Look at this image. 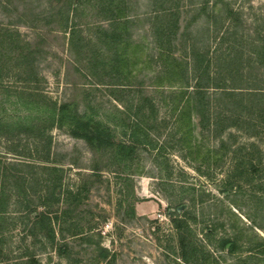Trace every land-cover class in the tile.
<instances>
[{
    "label": "rangeland",
    "instance_id": "rangeland-1",
    "mask_svg": "<svg viewBox=\"0 0 264 264\" xmlns=\"http://www.w3.org/2000/svg\"><path fill=\"white\" fill-rule=\"evenodd\" d=\"M0 1V30L13 31L20 45L25 42L40 45L45 52L38 54L35 60V65L38 66L36 69L39 71V81L36 83L24 85L17 66H7V69L3 70L5 77L0 84V122L7 121V124L15 125L22 121V125L25 126L20 128L19 133L16 131L11 140L0 134V164L2 167L6 162L14 160H25L37 164L45 161L44 158L49 155L51 161L49 166L63 168L64 179L61 190L72 192L71 198L64 203L66 207L68 203L71 207H75V212L71 215H78V217L72 221L83 226L84 231L93 229L90 231L93 235L101 233V238L95 235L94 239L95 241L101 239L102 246L109 250L113 258L112 263L108 261L109 264H235L245 256L240 252L239 247L234 253L215 247L222 237H231L238 232L250 229L249 227L253 224L252 217L259 216L260 218L262 214L264 215V212L252 215L254 211L252 204L256 200L253 202L246 200V204L237 207L231 204L227 197L228 190L225 182L228 176L234 173L235 161L241 157V153L238 157H234L229 151L223 154L220 140L210 133V128H204L199 123L196 115H193L191 147L187 146L186 140L181 137L180 129H178L176 116L179 110L174 111L170 103V94L174 91L180 94L178 91L180 88L171 90L167 86V79L163 73L164 63L161 60L164 57L161 55L162 49L160 50L162 46L152 36L153 30L149 25L150 21L146 18L149 15L136 14L135 7L131 9L137 0H131L129 7L131 15L134 14L132 16L139 15L134 19H140L141 22L136 27H130L131 35L126 33V37L131 36L132 38V44L127 45V49L130 51L136 45L139 46L138 64L136 67L134 64H128L130 69L133 68L132 76H137L132 79L136 87L127 81L126 83H129L131 87L126 86L125 89H121L123 91L116 92V95L127 100L132 99V94L129 93L133 88L146 91L145 94L157 104L158 123L156 125L160 128L161 136L157 137L156 148L139 149L138 157L128 166L113 164L110 151H104L102 163H106V167L100 174L92 170L94 161L99 157L83 139L72 136L67 129L40 124L38 119L32 117L29 120L32 125H36L35 129L31 128V124L24 121L29 111L18 105L16 107L11 105V102L7 101L3 86H6L10 94L25 86L34 90L38 89L47 101L50 98L59 103L66 99H77L79 102L87 99L97 106L101 115L108 111L113 113L115 107L123 108L122 103L114 100L111 88L95 85L93 79L88 80L75 70V64L68 49L69 33L52 29V26H55V22L49 18L51 14H54L52 13L54 8L50 9L49 5V1L52 0H17L18 3L11 4H7L5 0ZM57 2L59 1L54 0V6H57ZM83 2L85 4L87 1L83 0ZM197 2L200 1L175 0L173 3L172 6L181 9L180 15L177 16L180 33L191 15L186 11L198 6ZM210 4L209 9H211ZM232 5L244 12V18L247 23L251 24V27L264 20V0H233ZM140 6L143 12L146 6ZM82 9L90 14L93 10L86 5L82 6ZM70 16L72 17V12ZM204 18H200L192 26L194 32L202 26L201 20ZM102 22V28H107L108 24ZM32 24L36 25L33 27ZM79 30L86 39L85 41L94 34L93 30L84 24ZM177 42V50L174 51L176 58L181 63L185 61L189 65L192 64V51L185 56L187 47H184L182 39H177ZM196 44L202 46L203 42ZM163 45L167 47L166 43ZM206 46L209 48L210 56V40ZM215 46L216 41H213L211 51ZM101 52L105 56L103 48ZM104 56L102 55V59ZM128 59L131 60L132 57L128 56ZM111 62L114 68L112 79L123 83L126 72L122 64L114 66L116 62L112 58ZM104 79L109 80L108 77ZM188 80L192 86L195 84L196 79L193 75L189 74ZM160 84L167 87L160 88ZM191 89L192 87L188 92H192ZM186 96L187 94L184 95V99ZM35 114L38 116V113ZM111 131L118 134L117 136L124 142L130 141L129 130L124 134L122 128L112 126ZM238 135L232 148L244 152L246 149H239V146L255 143L254 149L261 151L263 156L261 166H264V137L254 139L239 133ZM223 136L226 142L231 144L232 140L227 138V134ZM10 149H16L18 150L16 153L22 155L17 156ZM216 157L218 161H215ZM24 169L25 173H29L27 168ZM37 173L41 176L47 175V173ZM256 180H260L259 176ZM243 189L247 199L248 194L258 192L252 186H246ZM36 195L40 198L42 194L37 192L33 196ZM261 197L264 198V196ZM16 201L13 199L11 201V210L14 212ZM184 205L185 207L177 211L178 206ZM131 206L135 208V217L128 213ZM142 206H145L144 210L141 209ZM38 208L35 215L42 210V207ZM175 218L184 221L181 227L174 223ZM19 219H16V227L10 230L4 238L2 256L7 255L10 259L8 264H22L24 261L20 257L21 252L30 247L31 250H36L38 256L36 259L39 264H72V262L78 264L75 259L70 261L55 254L59 247L63 249L68 245V250L82 252L79 256L84 260L90 256V251L87 254L85 250L96 248L94 243L81 244L78 237L70 236H67L66 240L61 237L57 238L56 246H53L46 234H39L38 238L29 235L28 227H26L28 226L27 219L23 222ZM254 229L264 236V230L256 227ZM57 231L61 236L62 231L59 227ZM63 233L69 235L65 229ZM187 238L196 245L195 255L190 261H185L183 258V252L186 249L183 248L182 239L186 241ZM244 242L241 240L240 245H244ZM251 261L252 263L256 261L255 256Z\"/></svg>",
    "mask_w": 264,
    "mask_h": 264
},
{
    "label": "trees",
    "instance_id": "trees-1",
    "mask_svg": "<svg viewBox=\"0 0 264 264\" xmlns=\"http://www.w3.org/2000/svg\"><path fill=\"white\" fill-rule=\"evenodd\" d=\"M58 1L57 6H54V0L49 1L50 9L54 8L52 10L54 14H51L49 18L55 22V26H52L53 30L69 33L68 49L75 64V70L86 79H93L95 85L111 88L114 100L121 102L123 108L115 107L113 113L108 111L101 115L97 106L87 99L81 102L77 99H66L59 103L49 98L47 101L42 92L27 86L16 90L13 94H10L6 86H3L7 101L14 107L18 105L29 111V115L24 120L27 124H31L29 119L32 117L38 119L40 124L67 129L72 136L83 139L99 157L92 165V170L96 174H100L106 167V163H102L104 151H110L113 164L128 166L138 157L139 149L156 148L157 137L161 136L160 128L156 125L158 123L157 104L145 94L146 91L133 88L129 93L132 94V99L127 100L116 95V92L123 91L121 89L129 86L127 81L136 87L132 79L137 76H132L133 68L130 69L128 64H134L135 67L138 64L139 46L136 45L129 51L128 39L132 38L126 37V33L131 35L130 27L140 24V19H134L139 15H131L129 7L131 0H86L85 4L83 0ZM199 1L198 6L186 11L191 15L185 22L182 33H180L177 17L181 9L172 6L175 0H145L146 8L143 12L137 0L131 9L135 7L136 14L149 15L146 18L150 21L152 36L162 46L160 50L162 49L161 55L164 57L161 60L164 63L163 73L167 79V86L171 90L180 88L178 90L180 94L175 91L170 94V103L174 111L179 110L176 120L181 137L186 140L187 146L191 147L193 115H196L199 123L204 128H210V133L220 140L223 154L229 151L234 157H238L241 153V157L235 161L234 173L228 176L225 182L228 190L227 197L231 204L237 207L246 204V200L252 202L256 200L252 204L254 205L252 215L263 213L262 153L259 149H254L255 143L239 146V149H246V152H239L232 146L239 137L238 133L247 138L264 137V20L251 27L244 18V12L232 5L233 0ZM5 2L18 3L17 0H5ZM83 4L93 8L91 14L82 9ZM209 4L211 9L208 8ZM203 17L205 18L201 20L202 26L194 32L192 26ZM102 21L108 24L107 28H102ZM82 24L90 27L94 33L87 41L79 30ZM32 25L34 27L36 24ZM15 37L17 35L13 31L0 30V84L5 77L3 70L7 69V66H17L20 69L19 76L22 83L31 85L39 81V71L36 69L38 66L35 65L37 55L45 52L40 45L27 42L20 45ZM177 39H182L184 47H187L185 56L192 51V64L189 65L185 61L181 63L176 58L174 51L177 50ZM209 40L210 56L209 48L206 46ZM213 41H216V46L211 51ZM197 42H203V45L197 46ZM163 43H166V48L163 47ZM102 48L105 50V56L101 52ZM128 56L132 59H128ZM111 58L116 62L114 66L122 64L126 72L123 83L112 79L114 68ZM134 70L136 71V68ZM189 74L196 79L193 86L188 80ZM105 77L109 80H105ZM167 86L160 84V88ZM191 87L192 92H188ZM185 94L187 96L184 99ZM182 99H184L183 102ZM35 113H38V116ZM6 122H0V134L9 140L13 138L16 131L25 126L22 125V121L15 125ZM35 125L31 124V128L35 129ZM112 126L122 128L124 134L129 130L130 141L124 142L117 136L118 134L112 133ZM225 133L227 138L232 140L231 144L226 142L223 136ZM10 151H14L17 156L22 155L16 153L18 151L16 149H10ZM44 159L45 161L37 164L25 160L8 161L3 167L0 164V264H8L10 261L7 255L2 256L3 244L5 235L16 227L17 218H20L21 222L27 219L26 227H28L29 235L38 238L39 234H46L53 246L59 233L57 227L62 231V238L66 237L63 233L64 229L69 235L93 236L90 232L93 229L84 231L83 226L72 221L78 217V215H71L75 212V207H71L70 203L67 207L64 204L68 202V198H71L72 192L61 190L64 179L63 168L49 166L51 165L49 155ZM215 161H218V157ZM24 168H27L29 173H25ZM37 172L47 173V175L41 176ZM258 176L260 180H256ZM246 186H252L258 192L248 194L247 199L243 189ZM37 192L42 194L40 198L37 195L33 196ZM12 199L17 200L14 205L15 212L11 210ZM38 207H42V210L35 215ZM128 213L135 217V208L131 206ZM252 218L253 224L249 227L250 229L245 230L246 232H238L231 237H222L219 244L215 246L230 253L236 252L239 247L240 252L245 256L235 264H264V236L254 229L256 227L264 230V215L262 214L260 218L259 216ZM68 222L70 224H67ZM183 222L178 218L174 220L178 227H181ZM95 235L101 238L100 232ZM241 240L245 241L244 245H240ZM182 245L184 250L186 249L183 252V258L185 261H190L195 255L196 245L189 238L186 241L182 239ZM96 247L102 252L103 258H106L109 250L101 246V239L97 240ZM30 248L21 252L20 257H26L22 264H39L35 258L36 250ZM58 250L62 251V248L59 247ZM254 256L257 262L252 263Z\"/></svg>",
    "mask_w": 264,
    "mask_h": 264
},
{
    "label": "crops",
    "instance_id": "crops-1",
    "mask_svg": "<svg viewBox=\"0 0 264 264\" xmlns=\"http://www.w3.org/2000/svg\"><path fill=\"white\" fill-rule=\"evenodd\" d=\"M142 1H144V2H140L139 1V4L140 5H143V6H145V0H142ZM141 7V6H140ZM128 41H129V43H128V45L131 43V39H128ZM132 44V43H131ZM144 208H145V206H142L141 207V209L142 210H144ZM85 231H86V229H85ZM67 236H70V237H78L79 238V242L82 244V243H86V245L88 244V243H90V244H96V242L97 241H95V235H93V236H87V235H83V234H79V235H66V237ZM59 237H61V236H59V234H57V237H56V241H57V238H59ZM66 237L65 238H62L63 240H66ZM69 237V238H70ZM89 238V239H88ZM99 238V237H98ZM56 246V245H55ZM101 246H102V244H101ZM67 247H68V245H67ZM67 247H64L63 249H62V251H59V250H56V252H55V254H58L59 256H61V257H63L64 259H66V260H70V261H72L73 259H75L77 262H78V264H109L108 263V261L109 262H111L112 263V261H113V258L111 257V254H110V252H108L107 254V257L106 258H103V254H102V252H100L98 249H97V247L96 248H94V250H85L86 251V253L88 254V252L90 251V253H89V258H87V260H84L83 258H80V254L82 253V252H72V251H70V250H68L67 249ZM85 251H83V252H85ZM38 256H37V254L35 255V258H37ZM82 259V260H81ZM89 259V260H88ZM111 259H112V261H111ZM22 260L23 261H25L26 260V257H23L22 258ZM72 264H75L74 262H72Z\"/></svg>",
    "mask_w": 264,
    "mask_h": 264
},
{
    "label": "water",
    "instance_id": "water-1",
    "mask_svg": "<svg viewBox=\"0 0 264 264\" xmlns=\"http://www.w3.org/2000/svg\"><path fill=\"white\" fill-rule=\"evenodd\" d=\"M182 207H185V205L184 206H178L177 211H180L182 209Z\"/></svg>",
    "mask_w": 264,
    "mask_h": 264
},
{
    "label": "built area",
    "instance_id": "built-area-1",
    "mask_svg": "<svg viewBox=\"0 0 264 264\" xmlns=\"http://www.w3.org/2000/svg\"><path fill=\"white\" fill-rule=\"evenodd\" d=\"M103 234H105V232L103 231Z\"/></svg>",
    "mask_w": 264,
    "mask_h": 264
}]
</instances>
